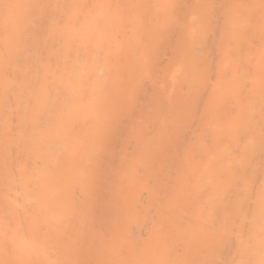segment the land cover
<instances>
[{
    "label": "bare ground",
    "instance_id": "obj_1",
    "mask_svg": "<svg viewBox=\"0 0 264 264\" xmlns=\"http://www.w3.org/2000/svg\"><path fill=\"white\" fill-rule=\"evenodd\" d=\"M0 264H264V0H0Z\"/></svg>",
    "mask_w": 264,
    "mask_h": 264
}]
</instances>
